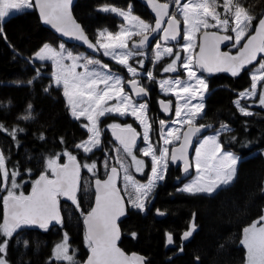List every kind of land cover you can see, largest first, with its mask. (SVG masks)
<instances>
[{
  "label": "snow or ice",
  "instance_id": "6c2138e0",
  "mask_svg": "<svg viewBox=\"0 0 264 264\" xmlns=\"http://www.w3.org/2000/svg\"><path fill=\"white\" fill-rule=\"evenodd\" d=\"M178 6L175 11H169L168 3H157L156 0H147V3L155 12V26L153 27L143 19L132 14L131 6L127 11L114 5H103L98 10L105 13H113L122 17L125 24L120 30L112 33L108 29L98 32V37L93 44L85 35L81 26L73 19L71 14L72 0H0V20L7 17L10 12H20L24 9L36 7L40 11V17L46 24H51L56 31L64 36H71L83 41L93 51L103 50V55L110 57L117 64L126 68L131 79L127 81L117 73H114L107 64L101 63L92 57L83 55H73L66 51L63 45L57 51L49 44H44L35 54L34 59L39 61L50 60L53 63V80L57 86L63 87V95L67 99L72 116L79 120L81 117L87 119L88 123L82 125L88 132V138L75 145L77 149H82L84 153H90L101 144L100 118L106 115L127 116L131 115L143 127V139L146 147L140 152L144 157L151 158V175L146 184L134 181L128 174L129 165L117 151L116 163L119 169L111 168L107 174V179L99 178L95 181V205L89 212L84 214V224L86 226L85 242L90 251L86 264H143V258L133 255L126 256L119 247V229L117 218L124 214V202L116 187V177L120 170L125 173L124 180L126 187L133 189L134 195H130L129 202L134 208L141 211L145 209L146 201L156 186L157 181L164 179V172L168 167L169 159L172 163L178 160L185 161L184 171L189 170L187 147L192 142V138L201 131L202 128L210 125L197 126V117L201 116L205 108L203 102L208 85L205 80L197 75L195 68H201L207 72L228 71L233 76L239 74L245 65L257 60V55L264 53V18H260L258 23L253 25L256 19L249 11L239 3V0H187L181 4V0H173ZM219 9H222V13ZM167 27H162L165 21ZM184 25L183 39L185 43L180 45L181 51H174L172 47L162 46L161 41L166 43L170 40H177L180 35L179 25L181 18ZM254 27V34L249 33V29ZM209 29H219L233 35H219L216 31ZM202 35L197 37L198 33ZM2 32V29H0ZM156 32H162L154 47L153 64L159 63L167 55L175 57L171 63L164 68V73H173L177 67H182L187 74V79L179 77L160 80V89L166 94L176 98L175 116L172 125L168 126L164 120H160V139L163 141L162 147L154 146L150 142V132L152 130L151 118L148 115V104L146 101L140 102L137 98L148 95V88L138 80L137 77L143 75L134 67L130 60L136 56H144L142 51L149 43V37ZM133 37H140L138 41ZM199 39V44L196 41ZM234 40V45L243 46L237 55L233 56L227 52L220 51V44L224 41ZM131 42V43H130ZM98 45V47H97ZM199 47V53L195 56L191 51ZM184 53L186 55H183ZM71 61L66 64L65 61ZM81 61H83L81 63ZM182 61V63H180ZM141 68L144 61L138 60ZM91 66V67H90ZM84 71L78 72L77 68ZM148 81L156 82L153 71L146 72ZM251 88L240 93V97L257 95L258 84L264 82V58L259 61V68L251 74ZM31 84L32 81H29ZM131 89V92L126 90ZM48 89L46 88L45 91ZM162 111L169 113L172 109L171 100L160 102ZM243 115H252L246 108L240 106V101H235ZM259 103L264 106V91L259 93ZM31 108V105H29ZM30 115H25L23 119H29ZM113 136L119 142L124 153L131 157L132 166L136 171L142 172L145 161L138 159L133 154L136 147L137 136L139 135L132 125H121L113 123L109 125ZM186 128L182 132V129ZM0 130H4L0 125ZM18 129L11 130L15 139ZM230 131L227 125L222 124L217 134L206 137L196 148L195 167L198 173L197 178L186 184L180 191L196 194H212L222 185L229 184L236 174L239 158L231 152L224 151L218 136ZM43 139V135H41ZM235 139V138H234ZM180 141L179 147H171L174 142ZM62 155L67 157V163L61 164L59 156L48 158L45 163V171L38 179L32 182L30 195L21 192L16 194L14 189L19 185L16 177L19 173L13 170L9 173L5 167V157L0 153V174H2L7 192L3 197L4 216L3 223L0 224V236L11 237L13 233L22 226L36 225L41 229H48L49 222L62 223L58 209V198L63 196L70 200L77 209V191L79 187L81 168H86L89 172H94L96 164H81L76 155L65 150ZM107 166V165H106ZM51 173V178L48 173ZM11 180V187H6ZM159 212V210H157ZM163 214V213H159ZM264 221V216L260 218ZM259 222L244 229V238L241 243L247 249V264H264V225L257 226ZM195 230V224H191L189 229L183 233L182 239L186 240ZM135 236V233H133ZM68 235L64 234L61 243H58L53 250L56 260L65 261L66 264H76L75 252H69ZM169 244L173 242L171 234H167ZM8 240L4 239L0 243V253H5ZM182 250V249H181ZM0 264H7L4 257L0 256Z\"/></svg>",
  "mask_w": 264,
  "mask_h": 264
},
{
  "label": "trees",
  "instance_id": "16d2710c",
  "mask_svg": "<svg viewBox=\"0 0 264 264\" xmlns=\"http://www.w3.org/2000/svg\"><path fill=\"white\" fill-rule=\"evenodd\" d=\"M239 3L256 18L253 21L255 26L264 14V0H239ZM103 5L121 9L131 5L135 16L152 20L146 9L135 0H78L73 15L93 41L97 31L108 29L116 32L121 24L118 17L97 10ZM0 29V125L4 128L0 130V153L5 157L7 171L19 173L16 177L19 187L14 189L16 194L23 192L29 195L32 182L45 171L46 160L59 156V162L64 163L67 160L62 155L65 150L76 155L81 164L94 162L97 168L101 159L111 158L110 142L113 140L107 128L111 118L100 121V148L89 156L81 155L75 145L88 138L87 131L82 128L83 120L70 118L61 91L52 86L49 77L51 65L28 63V59L44 44L57 47L61 43L59 38L42 24L33 9L12 15L3 24L0 21ZM71 48L76 53L82 51L77 46ZM100 60L112 71L125 74L124 68L118 64L102 57ZM138 60L142 58L131 61L132 65L146 70L147 61L141 68ZM253 66L249 64L236 76L227 73L210 76L208 89L214 90L205 99L200 119V123L211 125L212 129L222 124L230 127V131L222 132L218 139L223 149L242 159L237 164L234 181L212 195L180 193L176 192L180 170L169 167L163 182L155 188L152 205L148 206L147 212L141 214L131 210L120 224V246L124 251L144 255L148 264H246V252L241 245L243 229L264 214V110L252 106V115L245 116L239 113L234 101L239 92L250 88L252 80L248 73ZM154 76L158 78L161 74L156 71ZM155 100L154 89L149 100L150 139L154 146H158ZM242 103L249 107L248 101ZM25 115H30V118L23 119ZM13 129H18L15 139L11 134ZM148 169L149 164L145 162L142 175L136 174L140 181H146ZM85 174L89 172L82 169L77 191L79 209L59 197L62 215L59 226L45 230L25 225L11 237H0V243L8 240L5 255L10 264H54L53 248L65 233L69 238L70 252L74 251V258L79 259L76 263L86 258L89 249L82 220L93 203L92 179L103 177V174H91L87 183L83 181ZM6 187H11V180ZM155 209L166 212L167 217L157 220ZM193 223L195 230L187 242H182L181 236ZM167 234L173 236L172 248L165 246Z\"/></svg>",
  "mask_w": 264,
  "mask_h": 264
},
{
  "label": "rangeland",
  "instance_id": "374dc122",
  "mask_svg": "<svg viewBox=\"0 0 264 264\" xmlns=\"http://www.w3.org/2000/svg\"><path fill=\"white\" fill-rule=\"evenodd\" d=\"M161 1H164V2L168 3V4L171 6V8H172L171 11H175L176 8L178 7V6L173 2V0H161ZM186 2H187V0H184L183 2H181V4L186 3ZM221 2H222V0H221ZM33 8H34V7H33ZM33 8L24 9V10H22V11H20V12L12 11V12H10V14H9L7 17H5L3 20H0V21L2 22V21H4L5 19H7L8 17H10V16H12V15H15V14H18V13H21V12H24V11H27V10H32ZM99 8H100V7H99ZM99 8H98V9H99ZM98 9H97V10H98ZM128 9H129V7H127L126 9H123V10L127 11ZM219 10H220L221 13H222L223 10H222V9H219ZM98 11H100V10H98ZM131 11H132V6H131ZM100 12L105 13V12H103V11H100ZM110 14H112V15L118 17V18L121 20V24L119 25V27H118V29H117V31H119L121 25L125 24L123 18H122V17H119V16H117V15H115V14H113V13H110ZM132 14H133V13H132ZM133 15H134V14H133ZM180 19H181V22H182V17H181ZM144 21L147 22V23H149V24L152 25V26L154 25V21H153V20H144ZM182 24H183V22H182ZM102 30H104V29H101V30H99V31H102ZM99 31H97V33H96V36H95L94 42H96V40H97L98 32H99ZM117 31H116V32H117ZM183 31H184V25H183ZM209 31H220V32H223L224 34H227V35L230 34V35H233V36H234V33H226V32H224V31H222V30H219V29H209ZM201 32H202V31H201ZM253 32H254L253 28H250V29H249V33H250V34H251V33L253 34ZM112 33H115V32H112ZM198 35H199V33L197 34V37H198ZM139 38H140V37H133V40L136 41V40H138ZM158 40H160V39H157V40L154 42V44L151 46L150 49H148L147 51H144V53H145L144 56H136V57H133L132 60H130V63H131V61L135 60V59L138 58V57H139V58H142V60L144 61V65H145V63H146V61H147V69H146V70H144V71H143V70H138V68H137V70L143 74V75H141V76H139V77L143 78V79H144L146 82H148V83L151 82V81H148V79H147V77H146V72H147L148 70L153 71L154 66L157 64V63H156V64H153L152 61H153V59H154V47H155V44H156V42H157ZM244 42H246V40H245V41H242V42H241L242 45L240 44L241 46L239 47L238 50H236L237 47H238L239 45L233 46V45H234V40H233V45L230 46V50H233V51H234V54L237 55V53L239 52L240 48L243 46V43H244ZM130 43H131V42H130ZM184 43H185V41H184L183 38H182V40H181L179 43H177V44H166V45H165V43H163V42L161 41L162 46L172 47V48L174 49V51H181V49H180V45H183ZM196 43H197V45H198V39H197ZM49 45H50V44H49ZM61 45H63V47H64V49H65L66 51H70V52H72L73 55H83V56H88V57L95 58V59H97V60H100V57H102L103 59H106V60H108V61H111V62L116 63V62H115L114 60H112L110 57L104 56V55H103V50H101V51H99V52L94 51V52H91V53H90V52H85V51H81V52H79V53H76L75 50H74L73 48H71L70 45L65 44V43H63V42H61L57 47H54L53 45H50V46L53 47V48H55L57 51H59ZM97 47H98V45H97ZM197 48H198V46L192 49L191 54H192L193 56H195L196 51H197ZM181 54H182V56H183V55H186V54H184V53H181ZM262 56H264V53H262V54H258V55H257V60H256V61H253V62L251 63V64H254V66L252 67V69H251V70L249 71V73H248L249 76H250V78H251V74H252L256 69L259 68V61L261 60V58H263ZM174 58H175L174 56H173V57H169V56L165 55V56L162 58L161 61H163V60H168V62H167V64H168V63H171L172 59H174ZM100 61H101V60H100ZM161 61H160V62H161ZM35 62H38V63H49V64L51 65L52 72L49 74V77H50V80H51L52 86H53L55 89H59V90L61 91V95H62V97H63V99H64V101H65V103H66V106L68 107V112H69V116H70V118H71L72 120L77 121V119H75V118L72 116V114H71V110H70V108H69V106H68V103H67V99H66V97L63 95V87H62V85H61V86H57V85L55 84L54 80H53V75H52V74H53L54 68H53V63H52V61H50V60L39 61V60L34 59V55H32V56L28 59V63H29L30 65H33V63H35ZM82 62H83V61H81V63H82ZM65 63H66V64H70L71 61L66 60ZM101 63L106 64V63H104L103 61H101ZM180 63H182V61H181ZM116 64H117V63H116ZM131 64H132V63H131ZM118 65H119V64H118ZM248 65H249V64H248ZM248 65H245L244 68H246ZM119 66H121V65H119ZM90 67H91V66H90ZM121 67H122V66H121ZM123 68H124V67H123ZM179 70H180V72H179ZM77 71H78V72H82V71H84V69L78 67V68H77ZM124 71H125V74H126V75H125L124 73L121 74V73H118V72H115V71H113V72H114V73H117V74H120V75L124 78V80H126V79H128V78H131L130 75L127 73L126 68H124ZM195 71L197 72V75H198L199 77L203 78V79L205 80V82L207 83V79H206L205 77H203L202 75H200V73L197 71L196 68H195ZM227 74H231V72H227ZM176 77H179L180 79H187V74H186V72L184 71V69H183L182 67H179V66H178L176 72H173V73H170V74H168V75H165V77H162V78H159V79H155L156 82H153V83L155 84V87H156L157 92H159V93H160L161 95H163V96L171 97V98H173L174 101H175L176 98H175L174 96L166 95V94L160 89V86H159V83H158V82H159L160 80H163V79H172V78H176ZM250 88H251V87H250ZM250 88H249V89H250ZM127 91H128V90H127ZM256 91H257V95H255V96H250V97H249V96H246V97H243V98L240 97V93H241V92H240V93L237 94V98L235 99V101L239 100V101H240V106L246 108V109H247L249 112H251V113L254 112L253 109L250 108V107H252V106H257V107H259V108H261V109L264 110V106H261L260 103H259V93H260L261 91H264V82L258 84V86H257V90H256ZM243 92H244V91H243ZM208 93H209V89H207V91L205 92V96H204V100H203V102H205V98H206V96L208 95ZM235 101H234V105H235V107L237 108V110L239 111V113L242 114L241 111H240V108L237 106V104L235 103ZM242 101H248L247 104H248L249 107L244 106V104L242 103ZM254 101H255V102H254ZM202 114H203V113H202ZM202 114H201V116H202ZM172 115H173L172 117H170L169 119L164 120V121L166 122V124H167L168 126L179 127V125H172V123H171L172 120L176 119V116H175V108H174V111H173V114H172ZM169 116H171V114H170ZM169 116H168V117H169ZM201 116L197 117V120H199V119L201 118ZM107 118H111V120H112V122L109 123L108 126H107L109 132H110V130H111V128H109V125H111V124H113V123H120L121 120L131 119V120H134V122L139 126L140 131H141V142H140L139 146H138L136 149L132 150V151H133V154L136 155L138 159H142V160H144L146 163L149 164V169H148L147 174H146V177H147L146 181H140V180L138 179L139 177L136 176V174L139 175V176H141L142 173L144 172V169H143L142 172H138V171H136L135 166H132L131 157L128 156L126 153H124L123 150H122V148H121L119 145H117L114 141H111V142H110V145H111V148H112V152H113V155H112L111 158L114 160V162H115V164H116L115 166L119 168V164L116 163V159H117V151H116V149L119 148V149H120V155H121V157H122L123 159H125L126 163L129 165V167H128V174L131 175V176L133 177L134 181H136V182H138V183H140V184H146V183L148 182V180H149L150 175H151V167H152V165H151V158H150V157H144V156L142 155V153L140 152V149H141V148L146 147L145 142H144V139H143V131H144V130H143V127H142V126H141V125L135 120V118L132 117L131 115H127V116H123V117H121V116H118V115H112V114H109V115H106V116H104V117H101V118H100V121L103 120V119H107ZM79 120H83L82 125H85V124L88 123L87 119L84 118V117H81ZM156 124H157V136H158V146H157V147H162V146H163V141L160 139V128H161V125L159 124V121H157ZM220 126H221V125H220ZM220 126L217 127V128H215V129H213L212 131L208 132L206 135L202 136L201 138H199V139L196 141V145H195L194 153H193V156H192L193 176H192L191 178H189L188 180H186L185 182H183L180 186H178V187L176 188V192L189 194V193H186V192L180 191V189H183V187H184L186 184H189L190 182H193V181L197 178V176H198V173H197V170H196V167H195L196 148L199 147L200 143H201L206 137H210V136H214V135H216V134H217V130L220 129ZM99 127H100V124H99ZM82 128H83L84 130H86L85 127L82 126ZM228 128L230 129V127H228ZM182 130H183V129H182ZM86 131H87V130H86ZM87 133H88V132H87ZM88 135H89V134H88ZM100 139H102V134H101V138H100ZM218 140H219V139H218ZM150 142H151V139H150ZM179 142H180V141H176V142H174V144H173V145H170L169 148L174 147V146L177 145ZM99 148H100V146H99L98 148H94L93 151L90 152V153H84L82 149H77V148L75 147V149H77V150L81 153V155H83V156H89V155H91L92 153H94L96 150H98ZM222 149H223V148H222ZM223 150H224V151H227V152H230V151L225 150V149H223ZM231 153H232V152H231ZM233 154H234V153H233ZM234 155H235V154H234ZM236 156H237V155H236ZM237 157H238V156H237ZM263 157H264V151H263ZM238 158H239V157H238ZM91 164H92V163H91ZM106 165H107V166H106ZM96 166H97V164H96ZM107 167H108V160H107V158H103V159H101V161L99 162V167H98V168L96 167L95 170H94V172H89L86 168H81V170L83 169V170H85L86 172H89V174H85V175H84L83 181H84L85 183H87V181H89V179H90L91 174L96 173V172H100L101 174L104 175V174L106 173V171H107ZM169 167H171V166H170V164H169V162H168V167H167L166 171L163 173V174H164V177H165L166 172L168 171ZM120 173H121V175H120V179H119L118 186H119L120 190L122 191L123 195H124L125 198H126V201H127V203H128V207H129V210H132V211H135V212H139V213H141V214H145V213L147 212V210H148V206H149L150 203H151L152 195H153V193H154V191H155V188H156L159 184H161V183L163 182L164 179H163V180H160V181H157L156 186L154 187L153 191L150 193V195H149V197H148V199H147V201H146L145 209H144L143 211H141V210H139V209H137V208H134V207L131 205V203L129 202V200H130V195H134V193H133V189H132L131 187H126V181L124 180V175H125V173L123 172V170H120ZM134 174H135V175H134ZM0 176H1V189H3V188L5 187V184H4V182H3L2 174H0ZM235 176H236V174H235ZM235 176H234V179H235ZM49 177L51 178V175H50ZM80 178H81V175H80ZM234 179H233L229 184H227V185H222L221 187H219V188H218L216 191H214L212 194H214L215 192H217L220 188H223V187H226V186L230 185V184L234 181ZM201 194H203V195H212V194H205V193H201ZM5 195H7V194H5ZM5 195H2V196L0 197V200H1V198H2V200H3V197H4ZM61 198L63 199V196H61ZM58 200H59V198H58ZM63 200H64V199H63ZM262 216H264V214H263ZM262 216H261V217H262ZM261 217H260V218H261ZM260 218H259L258 220H256V221H254V222H259L258 225H257L258 227L261 226V225H264V221L260 220ZM254 222H253V223H254ZM253 223L249 224V225L246 226L245 228L249 227V226L252 225ZM21 228H25V226H22ZM21 228H18L16 231H19ZM245 228H244V229H245ZM244 229H243V232H242L241 240L244 238ZM53 231H54V230H53ZM55 231H56V230H55ZM0 237H2V236H0ZM62 240H63V239H62ZM62 240L59 241L58 243H61ZM58 243H56V245H57ZM56 245L54 246V248L56 247ZM241 245L244 247V245H243L242 243H241ZM54 248H53V250H54ZM70 249H71V247L69 248V252H70ZM244 249H245V252H246V261H245V263L247 264V249H246L245 247H244ZM70 253H71V252H70ZM0 256L4 257V258L6 259L7 264H10V263L8 262V260H7V256L5 255V253H0ZM74 259H75L76 262L79 260L78 258H74ZM52 262H55V263H61V264H66L65 261H62V260H56V259L54 258L53 252H52Z\"/></svg>",
  "mask_w": 264,
  "mask_h": 264
},
{
  "label": "water",
  "instance_id": "95a60500",
  "mask_svg": "<svg viewBox=\"0 0 264 264\" xmlns=\"http://www.w3.org/2000/svg\"><path fill=\"white\" fill-rule=\"evenodd\" d=\"M77 1H78V0H72V3H71V6H70V9H71V14H72L73 19H74V20H75V21L81 26V24L75 19L74 15H73V8H74V6L76 5ZM135 1L139 2V3H140V4L146 9V11H147L148 14L150 15V17H152V18L154 19V25H153V27H154V26H155V12L152 10V8H151V7L149 6V4L147 3V0H135ZM183 1H184V0H181V2H183ZM33 2H34V0H33ZM156 2H157V3H165V2H162V1H160V0H156ZM171 9H172V8H171V6L169 5V11H170V12H171ZM33 10L37 13L38 18H39V20L42 22V24H43L46 28H48V29H49V30H50L55 36H57L61 42L65 43V44H68V45H74V46H77V47L83 49L85 52H90V53H91V52H94L93 49L89 48L85 43H83V41H81V40H77V39H75L74 37H71V36H64L62 33L56 31V29H55L51 24H46V23L41 19V17H40V11H39L38 8L34 7ZM262 18H264V14H263ZM166 20H167V17H165V21L162 22V27H167ZM3 22H4V21H3ZM3 22H1V24H3ZM81 28H82V26H81ZM182 28H183V25H182V23H180V25H179L180 35H178L177 40H175V41L170 40V41H168L167 43L176 44V43L180 42V41L182 40V37H183V35H182ZM82 29H83V28H82ZM83 31H84V30H83ZM216 32H218L219 35H225V34L222 33V32H219V31H216ZM84 33H85V31H84ZM253 34H254V32H253ZM85 35L88 37V39H89L90 42H92L93 44H95V42H94L93 40H91V38H90L86 33H85ZM162 35H163L162 32H156V33H153V34L149 37V43L144 47V49H142V51H147L148 49H150L151 46L154 44V42H155L158 38H160ZM201 35H202V32L200 33L199 36H201ZM139 39H140V38H139ZM139 39H138V40H139ZM138 40H136V41H138ZM198 41H199V39H198ZM162 42H163V41H162ZM163 43H164V42H163ZM230 45H231V41H224V42H222V43L220 44V51H221V52H227V53H229L230 55H232L231 51L229 50ZM198 53H199V47H198V49H197L196 55H197ZM197 70H198V72H199L202 76H204V77H209V76H211V75H213V74H215V73H225V72H227V71L207 72V71H205V70H203V69H201V68H198V67H197ZM126 81H127V80H126ZM126 90H128L129 92H131V89H130L129 87H126ZM212 91H213V90H212ZM212 91H211V92H212ZM209 93H210V92H209ZM149 97H150V91L148 90V95H147V96H143L142 98H137V99H139L140 101H146L147 99H149ZM161 100L168 101V100H165V99H161ZM161 100H160V101H161ZM160 101H159V102H160ZM159 110H160V113H161L162 115H164V116H169V115L171 114V111H170L169 113H165V112H163L160 103H159ZM201 125H206V124H201ZM197 126H199V125H197ZM184 130H186V128H185ZM184 130H183V131H184ZM211 130H212V126H211V125H210V127L202 128L201 131H200L199 133H197L196 136H194V137L192 138V142H191V143L188 145V147H187L188 163L190 164L189 170H188L187 172L184 171L185 161H183V160H178V161H176L175 163H172L171 160L169 159V164H170V166L173 167V168H176V169H179V170H180V178H179V180H178V182H177L178 186H180L183 182H185L186 180H188L189 178H191V177L193 176L192 156H193V153H194V149H195L196 141H197L200 137H202V136H204L205 134H207L208 132H210ZM137 133H138V132H137ZM138 134H139V133H138ZM111 136H112L114 142H115L117 145H119V142H118V141L115 139V137L113 136L112 129H111ZM140 142H141V137H140V134H139V135L137 136L136 147H134L133 149H136V148L139 146ZM179 145H180V142H179L177 145H175L174 147H177V148H178ZM119 146H120V145H119ZM120 147H121V146H120ZM77 159H78V158H77ZM78 161H79V160H78ZM64 163H67V160H66ZM62 164H63V163H62ZM112 167H116V166H114V165L111 166V167L108 169V171H107V173H106V175H105L104 178L96 177V178H94V179L92 180V183H91V184H92V190H93V193H94V197H93V203H92L91 208L95 205V181H96V179H97V178H99V179H101V180L107 179V174H109V173L111 172V168H112ZM116 168L119 169L118 167H116ZM80 175H81V171H80ZM120 175H121V173H120V171H119V174H118V176L116 177L115 183H116V187H117V189L119 190L120 196H121V198H122V200H123V202H124V214L121 215V216H119V217L117 218V221H116L117 227H118V229H119V239H118L117 242H116V243H117V247H119V248L121 249V251H122L126 256H128V257H130V258H131L133 255L138 256V257H142V258H143V264H148V263H147V260H146V257H145L144 255H142V254H140V253H137V252L127 253V252L124 251V249L120 246V242H121V240H122V230H121L120 224H121L122 221L126 218L128 212H129V207H128V203H127V201H126V198H125V196L123 195L122 191L120 190V188H119V186H118L119 179H120ZM38 178H39V177H38ZM30 194H31V192H30ZM30 194H29V195H30ZM63 199H64V201H66L67 203H69V204H71L72 206L76 207V205H74V204H73L70 200H68L66 197H63ZM58 209H59L60 216H61V219H62V215H61V211H60V207H59V201H58ZM157 210H159V209H155V210H154V215H155V217H156L157 220H163V219H165V218L167 217V213H166V212L161 211V210H159V212H158ZM159 213H163V214L161 215V214H159ZM3 216H4V210H3ZM60 224H61V223H56L55 221H50V222H49V226H48V228H52V227H55V226H59ZM82 225H83V231H84V236H85L86 226H85V224H84V218H83V220H82ZM30 226L35 227V228H38V229H41L39 226H36V225H30ZM182 236H183V235H182ZM182 236H181V240H182L183 242H186V241L189 239V238H188V239L184 240V239H182ZM172 237H173V236H172ZM173 245H174V241H173L171 244H169L168 241H167V238H166L165 246H166L167 248H172ZM89 255H90V251L88 252L86 258H85L83 261H81V262H79V263H76V264H86V261H87ZM56 264H61V263H56Z\"/></svg>",
  "mask_w": 264,
  "mask_h": 264
},
{
  "label": "flooded vegetation",
  "instance_id": "af4514ba",
  "mask_svg": "<svg viewBox=\"0 0 264 264\" xmlns=\"http://www.w3.org/2000/svg\"><path fill=\"white\" fill-rule=\"evenodd\" d=\"M241 45H242V44H241ZM241 45H239V46L237 47L236 50H238L239 47H240ZM232 52H234V51L232 50ZM167 62H168V60H163V61L157 63V64L154 66V68H153V74H154L156 71H158V72L161 74V77H158V78L155 77V79H159V78L165 77V75L170 74V73H164V72H163V68L167 65ZM138 70H140V69H138ZM143 71H144V70H143ZM179 72H180V70H179ZM208 78H209V77H208ZM128 79H129V78H128ZM137 79L140 80V81H142V83H143L144 85H146L147 88H148V90L150 91V97H149V99L146 100V102H147V104H148V115H149V112H150L149 100H150V98H151V94L154 92V89H155V94H156V100H155L156 105H155V108L157 107V109H158V113L155 114V121L157 122V121H160V120H167V119H169L170 117H172V116H173L172 114H173V111H174V108H175V101H174V99L171 98V97L163 96V95H161L159 92H157L156 87H155V84L152 85L151 82L148 83V82H146V81H145L143 78H141V77H137ZM161 99L171 100V101L173 102L172 109H171V116H169V117H168V116H164V115H162V114L160 113V110H159V101H160ZM140 102H144V101H140ZM202 115H203V114H202ZM149 117H150V116H149ZM201 117H202V116H201ZM200 119H201V118H200ZM200 119L197 120V125H201V124H203V123H200ZM119 124H121V125H128V124H130V125H132V127H133L134 129H136V131L141 135L140 128H139V126L134 122V120H131V119L121 120ZM184 129H185V128H184ZM184 129H183V130H184ZM183 130H182V132H183ZM110 131H111V130H110ZM111 138H112V136H111ZM112 140H113V138H112ZM100 146H101V144H100ZM133 150H134V149H133ZM105 158H107V160H108V167H107V171H108V169H109L111 166H113V165L115 166L116 164H115V162H114V160H113L112 158H109V157H105ZM107 171H106V173H107ZM106 173L103 175V178L105 177ZM3 193H4V191H3L2 189H0V197L3 195ZM150 205H152V204L150 203ZM0 209H1V213H2V221H3V210H4V206H3V200H2V198H1V200H0ZM188 240H189V239H188ZM188 240H187V241H188ZM173 241H174V239H173ZM187 241H186V242H187ZM5 253H6V252H5Z\"/></svg>",
  "mask_w": 264,
  "mask_h": 264
},
{
  "label": "bare ground",
  "instance_id": "6f19581e",
  "mask_svg": "<svg viewBox=\"0 0 264 264\" xmlns=\"http://www.w3.org/2000/svg\"><path fill=\"white\" fill-rule=\"evenodd\" d=\"M182 241V240H181ZM183 242V241H182Z\"/></svg>",
  "mask_w": 264,
  "mask_h": 264
}]
</instances>
